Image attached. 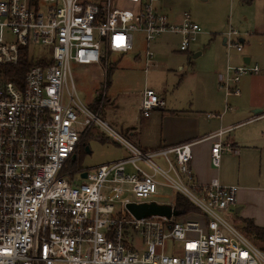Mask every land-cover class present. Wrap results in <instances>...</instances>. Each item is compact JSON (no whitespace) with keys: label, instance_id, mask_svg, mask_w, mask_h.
Wrapping results in <instances>:
<instances>
[{"label":"built area","instance_id":"1","mask_svg":"<svg viewBox=\"0 0 264 264\" xmlns=\"http://www.w3.org/2000/svg\"><path fill=\"white\" fill-rule=\"evenodd\" d=\"M158 1L121 9L117 0H0V70L18 66L24 52L36 61L17 82L0 75V264H264L263 249L227 219L236 214L239 187L197 182L193 143L144 151L99 118L111 54L133 53L141 35L148 74L160 36L178 35L179 52L187 53L203 34L188 13L171 23ZM237 36L229 33L226 42L242 53L243 43L232 40ZM71 64L104 72L90 105L78 98ZM259 72L228 66L220 82L227 96H240V78ZM161 106L160 96L145 89L142 118ZM96 126L128 156L73 173L70 163ZM229 149L213 145L215 166ZM159 187L188 199L198 212L183 215L200 219H137L128 211L129 204L157 203ZM169 205L175 208L174 200Z\"/></svg>","mask_w":264,"mask_h":264},{"label":"rangeland","instance_id":"2","mask_svg":"<svg viewBox=\"0 0 264 264\" xmlns=\"http://www.w3.org/2000/svg\"><path fill=\"white\" fill-rule=\"evenodd\" d=\"M141 1L117 0V4L121 9H134ZM156 5L162 7V12L169 16L173 24L181 23L182 16L188 13L191 20L201 27L203 34L197 37L188 53L178 52L179 36H160L162 44L154 51L156 60L148 74H145L142 57L137 60L132 53L111 54L107 100L99 114L101 120L108 122L112 130L136 145L126 135L125 129L140 123L142 117L139 107L147 88L153 89L158 95H165L170 110L196 109L202 114L223 113L229 104L232 110L224 117V125H235L248 117H255V110L264 112V0H254L251 4L242 3L241 0H159ZM231 32L238 34L232 39L236 43L242 44L240 40L244 41L242 53L229 46L228 42L224 43ZM135 42L136 49L142 48L141 35H135ZM39 49L43 47L38 45L36 50ZM199 53L201 56L195 57ZM245 58L250 59L249 68L258 67L260 72L242 76L238 83L240 96L227 97L220 76H225L228 66L245 67ZM71 71L80 102L90 105L102 90L104 72L98 67L77 64H71ZM253 104L261 107H254ZM90 107L92 111L98 112V104ZM212 123L217 125L216 121ZM263 132L260 124L232 131L230 139L235 138L240 149L237 154H221L220 173L225 183L237 186L239 190L264 187ZM145 136L149 142H154L158 138V131L149 130ZM85 142L91 153L87 154L84 149L77 152V161L85 169L117 162L128 156L124 147L97 126ZM156 162L166 167L162 160ZM72 178L77 180L79 176L75 174ZM158 194L162 198H156L155 201L168 205L173 203L176 195L165 187H159ZM131 199L136 201L133 195ZM187 218L200 219L197 215L180 217L182 220ZM227 219L242 231L244 220L238 214H229ZM243 232L252 241H257L245 230Z\"/></svg>","mask_w":264,"mask_h":264},{"label":"crops","instance_id":"3","mask_svg":"<svg viewBox=\"0 0 264 264\" xmlns=\"http://www.w3.org/2000/svg\"><path fill=\"white\" fill-rule=\"evenodd\" d=\"M160 8L162 10V7ZM183 17L184 15L182 18ZM240 41L241 43H244L243 40ZM161 44L162 42L158 39L154 46V50H156ZM142 53L143 48H137L132 55L138 60L142 57ZM199 56H201V53L195 55V57ZM155 60L156 57L153 64L155 63ZM179 69L182 70V67ZM159 96L162 99L161 108L155 111L148 119L141 118L140 123L126 128V135L131 137V139L135 141L137 147L144 151L154 150L163 146L193 143L191 167L196 177V181L206 185L213 180H218L221 184L228 185L221 177L220 169L222 163L220 162L218 167L212 162V147L214 144L221 142L222 145H228L230 147L229 151L223 152L224 154L228 152L237 154L240 147L235 142V138L230 139V134L236 128H253V126H258V124L261 125V130L263 132L264 117L257 118L261 113H258L255 117H248L235 125H224V117L228 114L227 112L232 110L229 104H227L223 113L210 112L202 114V112H199L196 109L170 110L167 108L165 95ZM230 96L236 95L233 94ZM113 106H116V102ZM253 106L257 108L261 107L259 104H253ZM207 115H216V117L207 118ZM140 117H142L141 112ZM213 121H216L217 125H213ZM152 129H157L158 138L154 142H149L146 139L145 133ZM220 130L224 131L223 136L219 138L213 137ZM237 198L235 213L238 214L242 220H251L256 227L264 229V187L258 186L253 189H240ZM243 230L244 229H242V231ZM253 242H257L255 244L261 249L264 247V243L260 240H253Z\"/></svg>","mask_w":264,"mask_h":264},{"label":"trees","instance_id":"4","mask_svg":"<svg viewBox=\"0 0 264 264\" xmlns=\"http://www.w3.org/2000/svg\"><path fill=\"white\" fill-rule=\"evenodd\" d=\"M254 0H241L242 3L251 4ZM32 64H36V61L28 59L27 52L21 54L20 63L15 67H6L5 70H0V75H2L5 81H13L17 82L18 79L22 78L25 75L27 70L32 66ZM18 78V79H17ZM101 98H97L96 103L98 106L100 105ZM86 140V139H85ZM83 141L84 145L79 148V150L84 149L86 151L87 143ZM70 171L73 173H77L82 167L77 161V154L74 160L70 163ZM174 206L178 211H182L184 213H192L198 212L197 208L185 197L176 194L174 198ZM243 229L246 233L253 236L256 240H260L264 243V229L256 227L251 220H245L243 222ZM264 251V247H262Z\"/></svg>","mask_w":264,"mask_h":264},{"label":"water","instance_id":"5","mask_svg":"<svg viewBox=\"0 0 264 264\" xmlns=\"http://www.w3.org/2000/svg\"><path fill=\"white\" fill-rule=\"evenodd\" d=\"M226 42V39H224V43ZM245 65L250 64V59L245 58L244 59ZM262 113L261 110H256L255 114ZM87 154H90L91 151L89 150V147H86ZM83 179L87 178V173L82 174L81 176ZM128 211L137 219H145L152 216H158V217H165L167 219H171L172 217H180L183 215L184 212L178 211L176 208L172 207L168 204H158L155 202H152L150 204H129L127 206Z\"/></svg>","mask_w":264,"mask_h":264},{"label":"flooded vegetation","instance_id":"6","mask_svg":"<svg viewBox=\"0 0 264 264\" xmlns=\"http://www.w3.org/2000/svg\"><path fill=\"white\" fill-rule=\"evenodd\" d=\"M84 145V143H81V146H83Z\"/></svg>","mask_w":264,"mask_h":264}]
</instances>
